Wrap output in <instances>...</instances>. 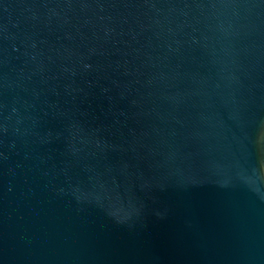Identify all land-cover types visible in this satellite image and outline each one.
<instances>
[{
    "label": "water",
    "instance_id": "95a60500",
    "mask_svg": "<svg viewBox=\"0 0 264 264\" xmlns=\"http://www.w3.org/2000/svg\"><path fill=\"white\" fill-rule=\"evenodd\" d=\"M0 264H264V0H0Z\"/></svg>",
    "mask_w": 264,
    "mask_h": 264
}]
</instances>
